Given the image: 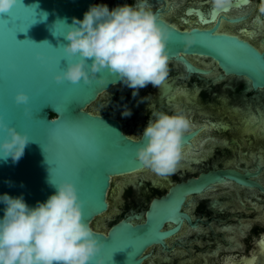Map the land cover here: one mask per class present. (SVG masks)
Masks as SVG:
<instances>
[{
  "label": "water",
  "instance_id": "obj_1",
  "mask_svg": "<svg viewBox=\"0 0 264 264\" xmlns=\"http://www.w3.org/2000/svg\"><path fill=\"white\" fill-rule=\"evenodd\" d=\"M137 3L18 0L0 14V121L33 141L18 163L0 159V196L35 207L56 191L50 171L55 183L73 182L104 243L90 264H244L254 255L264 264V0H233L215 22L211 0H147L172 33L160 88L133 97L108 70L91 85L55 81L80 59L65 53L68 26L58 21ZM21 91L28 105L16 104ZM175 110L191 120L188 155L159 175L137 150L151 112ZM7 136L0 128V143Z\"/></svg>",
  "mask_w": 264,
  "mask_h": 264
},
{
  "label": "clouds",
  "instance_id": "obj_2",
  "mask_svg": "<svg viewBox=\"0 0 264 264\" xmlns=\"http://www.w3.org/2000/svg\"><path fill=\"white\" fill-rule=\"evenodd\" d=\"M17 3L18 0H0V14L9 13ZM232 3L233 0H211V7L219 12L230 8ZM261 11L264 12V7ZM58 22L68 26L65 53L69 58L80 57L55 75L58 84L67 80L91 85L99 73L108 70L133 89L135 97L139 89L149 84L160 88L167 79V48L172 33L158 21L147 0L111 10L106 4H95L85 12L83 20L73 18L71 24ZM192 42L188 40L187 44L190 46ZM29 100V95L22 91L15 96L17 105H28ZM25 115L31 116L27 108ZM121 115L130 117L132 111L124 106ZM151 116L142 133L147 143L138 148V160L159 175L173 174L182 158V140L191 128V120L182 110L172 114L154 111ZM0 128L8 134L0 143V159L11 158L18 163L33 141L2 121ZM48 182L56 189L55 193L35 207H30L22 195L0 196V203L5 205L0 218V264H90L103 249L104 243L85 222V202L76 185L68 180L55 183L51 171ZM256 244L264 250V235Z\"/></svg>",
  "mask_w": 264,
  "mask_h": 264
},
{
  "label": "snow or ice",
  "instance_id": "obj_3",
  "mask_svg": "<svg viewBox=\"0 0 264 264\" xmlns=\"http://www.w3.org/2000/svg\"><path fill=\"white\" fill-rule=\"evenodd\" d=\"M230 8H228V9H224V10H222L223 12H227L228 10H229ZM222 11H214V10H211V12L209 13V15L211 16V22H215V20L219 17V15H220V12H222ZM201 19H203L202 17H201ZM203 22L204 23H208V22H210L209 20H203ZM248 35L249 36H252V35H254V33H248ZM169 49V48H168ZM169 52H170V49H169ZM170 55V54H169ZM189 138V136H185V137H183V148L184 149H187V146H188V142H189V140L190 139H188ZM188 155V153H187V151H183L182 152V156L183 157H186ZM262 250V249H261ZM115 253V252H114ZM113 253V254H114ZM113 254H112V256H113ZM112 259V258H111ZM226 264H232V258H228V260L226 261ZM244 264H256V258H255V255L253 256V259L252 260H250V261H245L244 262Z\"/></svg>",
  "mask_w": 264,
  "mask_h": 264
}]
</instances>
